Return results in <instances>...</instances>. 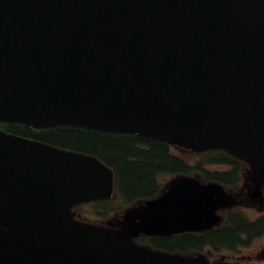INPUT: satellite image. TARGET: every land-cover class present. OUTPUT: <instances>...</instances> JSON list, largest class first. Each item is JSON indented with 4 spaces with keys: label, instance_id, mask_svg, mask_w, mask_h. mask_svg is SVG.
Masks as SVG:
<instances>
[{
    "label": "water",
    "instance_id": "water-1",
    "mask_svg": "<svg viewBox=\"0 0 264 264\" xmlns=\"http://www.w3.org/2000/svg\"><path fill=\"white\" fill-rule=\"evenodd\" d=\"M73 126L224 150L264 184V0H0V123ZM101 162L0 129V264H208L141 233L202 231L229 205L178 179L122 231L71 208L110 198Z\"/></svg>",
    "mask_w": 264,
    "mask_h": 264
},
{
    "label": "trees",
    "instance_id": "trees-1",
    "mask_svg": "<svg viewBox=\"0 0 264 264\" xmlns=\"http://www.w3.org/2000/svg\"><path fill=\"white\" fill-rule=\"evenodd\" d=\"M2 127L18 135L45 141L57 147L98 156L114 169L118 179L122 181V191L131 201L157 194L159 177L162 175L192 172L185 161L175 156L167 145L134 136L95 133L73 128L35 132L25 126L2 125ZM204 172L208 174L207 171ZM218 174L210 175L227 186L237 177L236 174L226 176ZM252 227H254L252 231L261 229L257 226ZM164 244L166 249L179 251H188L192 245L173 244L170 241Z\"/></svg>",
    "mask_w": 264,
    "mask_h": 264
},
{
    "label": "flooded vegetation",
    "instance_id": "flooded-vegetation-1",
    "mask_svg": "<svg viewBox=\"0 0 264 264\" xmlns=\"http://www.w3.org/2000/svg\"><path fill=\"white\" fill-rule=\"evenodd\" d=\"M222 163L212 164L214 169H216V174L219 173L222 176L233 175L236 176L232 180L230 186H236L233 193L237 194V201L240 205L235 206L232 209L221 210L219 214L221 215V221L213 226L211 229L199 232L191 233L190 231L172 235V236H148L145 234L139 235L134 241L138 246L146 247L152 251L173 254L187 258H194L196 256H202L208 260L209 264H252L254 262L251 256H239V252L243 247L249 244V241L257 237L264 236V201L260 202V198L257 197L250 191L252 186L250 176L247 174V166L240 162L228 161L229 159H224ZM207 171V170H205ZM233 171L234 173H228ZM202 171L190 174L192 176H197L200 178L202 183H209L211 181L219 182L214 179V176L210 175L212 171ZM210 173V174H209ZM218 174V175H219ZM239 179V181H238ZM241 185H243L241 187ZM264 193V190H263ZM134 206L141 205V200L133 201ZM250 209H256L259 213L255 218H250L244 216L243 211H248ZM124 211L117 212L115 217L97 221L98 225L109 226L108 222L115 219L117 224L121 223L120 216ZM262 217V218H260ZM238 225L239 227H236ZM252 226H257L261 228L259 230L254 229ZM118 229V228H117ZM235 232V233H233ZM238 233V234H237ZM172 242L173 244H191L188 251H179L173 249H166L164 243ZM257 260H260L258 257Z\"/></svg>",
    "mask_w": 264,
    "mask_h": 264
},
{
    "label": "rangeland",
    "instance_id": "rangeland-1",
    "mask_svg": "<svg viewBox=\"0 0 264 264\" xmlns=\"http://www.w3.org/2000/svg\"><path fill=\"white\" fill-rule=\"evenodd\" d=\"M180 154L182 156H184L185 158H188V153H183V152H180ZM190 161L192 159H189ZM175 179H173V177H170V176H167V177H164L162 179V185L165 186L166 184L168 185L169 183H171L172 181H174ZM242 187V185H241ZM78 213L80 215H82L83 217L87 218L88 220H91L93 222H97V221H101L102 219L97 216L92 207L91 206H83L81 207L79 210H78ZM245 213L247 214L248 217L250 218H255V216L257 214H259L256 209H250L248 211H245ZM111 215V214H110ZM114 217L113 215H111L109 218H112ZM263 252H264V236L262 237H257L255 239H252L249 241V244L245 247H243V249H241L239 252H237V254L239 256H251L252 259L254 261V263L252 264H264V261H263ZM259 258L260 260H257L256 258Z\"/></svg>",
    "mask_w": 264,
    "mask_h": 264
}]
</instances>
